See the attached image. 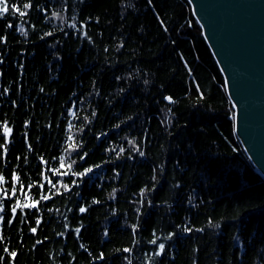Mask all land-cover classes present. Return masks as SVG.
I'll use <instances>...</instances> for the list:
<instances>
[{"label":"trees","instance_id":"obj_1","mask_svg":"<svg viewBox=\"0 0 264 264\" xmlns=\"http://www.w3.org/2000/svg\"><path fill=\"white\" fill-rule=\"evenodd\" d=\"M7 3L0 264H264V180L188 1Z\"/></svg>","mask_w":264,"mask_h":264},{"label":"water","instance_id":"obj_2","mask_svg":"<svg viewBox=\"0 0 264 264\" xmlns=\"http://www.w3.org/2000/svg\"><path fill=\"white\" fill-rule=\"evenodd\" d=\"M223 76L234 133L264 180V0H187Z\"/></svg>","mask_w":264,"mask_h":264},{"label":"snow or ice","instance_id":"obj_3","mask_svg":"<svg viewBox=\"0 0 264 264\" xmlns=\"http://www.w3.org/2000/svg\"><path fill=\"white\" fill-rule=\"evenodd\" d=\"M25 7H28V5H25ZM9 11V5L7 3V0H0V15H3L4 13H7ZM169 100H171V98H168ZM88 171H91V169H89ZM81 212L84 211V209H80ZM34 231V230H33ZM154 243V241H153ZM161 250L163 249V245H160Z\"/></svg>","mask_w":264,"mask_h":264}]
</instances>
